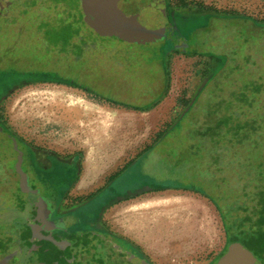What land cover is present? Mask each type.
I'll use <instances>...</instances> for the list:
<instances>
[{"label": "rangeland", "instance_id": "obj_1", "mask_svg": "<svg viewBox=\"0 0 264 264\" xmlns=\"http://www.w3.org/2000/svg\"><path fill=\"white\" fill-rule=\"evenodd\" d=\"M57 1L18 0L10 7L9 16L0 13V77H4L0 79V99L10 87L18 86L14 77L26 73L48 78L58 75L61 81H73L97 99L127 101L138 108L149 103L145 96L149 87L157 90L150 95L152 99L157 100L161 92L167 94L165 107L172 110L169 116L168 110L163 115L161 112L164 125L158 127V134L166 123L171 128L151 153L146 152L130 164L113 181L112 189L102 194L121 195L142 186L172 185L181 178L186 187L195 190L145 193L122 202L109 210L106 225L135 244L151 264H212L226 247L227 233L235 244L244 250L246 247L254 258L264 262V218L258 217V224H246L244 216H236L237 211L241 213L237 203L245 207V175L258 173L264 165V0H171L184 3L190 11L201 7L210 17L225 16L230 19L226 28L239 32L227 53L231 59L238 58L236 62L224 61L220 66L200 70L195 64L207 61L206 57L175 53L167 59V68H163L159 42L136 45L97 36L84 21L80 0L69 1L74 2L76 9L71 14L75 13L80 23L73 24L71 18L60 20L67 15L69 4L60 0L58 5L54 3ZM60 21L69 24L70 29H66L73 36L66 44L57 38ZM153 64L158 65L150 69ZM204 71L209 72L197 88ZM135 75L138 85H131ZM191 96L188 110L179 116ZM85 99L83 92L65 85L28 84L16 87L0 103V117L27 140L57 152H83L84 135L81 126L73 124L77 117L70 107L72 103L87 104ZM137 116L140 127L131 136L138 139L139 151L157 136L158 129L151 130L148 115ZM125 139L123 135L122 143ZM212 154L218 161L215 169L208 170L209 180L203 177L207 176L208 157ZM8 184L0 178V188ZM229 187H233V192H228ZM212 189L218 192L204 195ZM179 200L193 203L190 206L198 209L196 213L176 214L189 221V227L193 225L186 238L179 239V232L171 234L169 228L172 240H150L145 228L153 225L151 211L155 208L162 215L165 203ZM9 204L7 198H0V217ZM137 220L143 221L145 228L132 227ZM176 225L181 227L179 220ZM10 231L14 237V231ZM14 250L18 251L15 247ZM17 256L24 257L19 251ZM42 258L41 264H45L48 258ZM122 258L119 256V260ZM25 261L32 264L26 258ZM61 264H81V260L65 255Z\"/></svg>", "mask_w": 264, "mask_h": 264}, {"label": "flooded vegetation", "instance_id": "obj_2", "mask_svg": "<svg viewBox=\"0 0 264 264\" xmlns=\"http://www.w3.org/2000/svg\"><path fill=\"white\" fill-rule=\"evenodd\" d=\"M17 1L0 0V6L5 9L2 12L3 17L9 16L10 7ZM112 3L120 21L129 20L134 33L155 37L151 42L130 44L146 45L159 42V50L163 53L160 62L164 65L163 68H167L169 56L179 52L206 57L207 61L195 64L198 70L200 67L211 69L220 66L224 61L229 64L238 60L227 56L233 47L232 41L239 32L226 28L230 19L225 16L210 17L201 7L190 11L184 3L171 0H112ZM156 65L153 64L150 69ZM208 72L204 71L197 88ZM46 76L28 74L19 82L24 80L27 84H37L57 83L61 80L58 75L49 78ZM132 79L135 80L130 84L138 85L137 75ZM15 88V85L10 87L1 97L0 103ZM139 92L138 89L137 94ZM193 96L183 105L179 116L186 108L188 110ZM118 103L132 106L127 101ZM170 128L171 126L165 128L161 135ZM211 141L213 142L212 139ZM208 158L210 162L207 163V176L203 178L210 180L208 170L215 169L214 164L217 163L218 157L212 154ZM81 162L82 155L79 153L59 154L23 138L0 117V178L11 184L0 188V198L10 201L9 207L5 208L6 212L0 217V226L15 233V241L6 243L5 251L11 252L14 247L18 249L24 257H19L17 264H26L25 258L32 264H41L42 255L48 258L46 263L49 264H61L65 255L80 259L81 264H151L135 244L111 231L103 219L104 213L110 207L137 198L144 190L126 191L121 195L113 192L103 195L104 190L89 196L71 195V187L79 176ZM261 166L263 169L258 173L245 175V207L237 203L241 213L238 214L237 211L236 216H244L246 224H258V219L264 218V165ZM216 167L218 169V166ZM167 187L184 191L195 190L186 187L182 178ZM232 190L233 187H229L228 192L231 193ZM217 192L212 189V192L205 191L204 195L212 196ZM231 217L235 220L234 214ZM227 237L226 247L217 258L218 261L231 247L237 245L228 233ZM46 245H49V248ZM245 249L254 256L253 252L246 247ZM119 256H123L122 260H119ZM255 259L264 264L260 258ZM217 260L212 264H217Z\"/></svg>", "mask_w": 264, "mask_h": 264}, {"label": "crops", "instance_id": "obj_3", "mask_svg": "<svg viewBox=\"0 0 264 264\" xmlns=\"http://www.w3.org/2000/svg\"><path fill=\"white\" fill-rule=\"evenodd\" d=\"M80 8H81V3H80ZM81 12H82V8H81ZM164 82H165L164 83L165 86L167 79H165ZM67 83L68 84H65V86L71 89L79 90L83 92L84 95L86 96L85 101L87 102V104L78 105L72 103V107H70L72 108L70 111L72 115H75V117H77L76 121L73 124L80 125L81 126L80 132L84 135V139L82 143L84 147V151L62 153V152H57L55 149L52 148L50 149L56 151L59 154L71 155L74 153H79L82 155L80 173L79 176L77 177V180L71 187L72 188L70 193L71 195L89 196L96 193L97 191L112 189L113 181L117 177H119L130 164H132L142 155H146L147 154L146 152L151 153L152 151L151 149L153 148V146L164 136L161 135L163 131H161V133L158 134L159 133L158 127L164 125L163 120H161L162 119L161 112L163 115L165 110H168L167 116H169L170 111L172 110L170 109L169 111V108H167L168 106L165 107L166 106L165 104L168 102L167 100L168 98L166 97L167 94H165L164 96L163 92H161L159 98L155 100L150 98V95L157 92V90L154 89V87L147 88L145 90L147 91L145 92V96H146V100L147 97H149V103L147 104L146 107L143 108H138L136 106L127 107L124 106L122 103H118L114 101H105V100L102 101V99H97L93 97L90 92H88L86 89L82 88L73 81L69 80L67 81ZM104 102H106L107 105H105ZM137 113L148 115L150 117V119L148 120V124L151 127V130L157 131L158 129L156 133L157 136L151 139V141H149L147 145L145 147H142L139 151H138V146H139L138 139L136 137L133 138L131 136V135L134 136L135 132L138 131L140 127V120L139 117L137 116ZM115 114L121 116L123 115L128 116L129 118H131L133 123L124 124L121 128H119L120 132L118 133L119 135L115 141L114 138L111 137L110 138L111 140L108 143L102 144L100 146L94 144L93 138L97 136L99 132H101V130L103 129L102 125L107 123L112 124L110 117ZM169 125L170 124L166 123L164 128H167ZM123 135L126 136L127 138L124 140L125 141L124 143H122L121 141ZM88 157L92 158L91 169H93V171L91 175H89L86 179L85 161ZM169 185H171V182L157 187L142 186L138 189L144 190L141 195L145 193H165L168 191H175V189H170V187H167ZM130 200L132 199H128L122 202H127ZM116 205L110 207L104 213L103 219L105 224L107 222V215H108L107 213L109 212L110 209H112ZM18 259L19 257L15 259V262H13V264H17Z\"/></svg>", "mask_w": 264, "mask_h": 264}, {"label": "water", "instance_id": "obj_4", "mask_svg": "<svg viewBox=\"0 0 264 264\" xmlns=\"http://www.w3.org/2000/svg\"><path fill=\"white\" fill-rule=\"evenodd\" d=\"M85 23L101 37L115 36L128 42H149L155 37L152 35H139L132 31L129 20H121L115 13L112 0H80ZM0 6V13L5 9ZM16 87L28 85L20 81ZM16 89V88H15ZM3 215V214H2ZM9 233V236L7 235ZM11 235V236H10ZM0 264H13L16 259V251L6 252L4 246L13 242V236L9 229L0 226ZM1 253H4L1 255ZM217 264H260L248 251L239 245L231 247L217 262Z\"/></svg>", "mask_w": 264, "mask_h": 264}, {"label": "bare ground", "instance_id": "obj_5", "mask_svg": "<svg viewBox=\"0 0 264 264\" xmlns=\"http://www.w3.org/2000/svg\"><path fill=\"white\" fill-rule=\"evenodd\" d=\"M110 119L112 121V124L107 123V124L102 125L103 129L101 130V132H99V134L93 138L94 144L100 146L102 144L108 143L111 140L110 139L111 137H113L114 141H115L119 135L118 133L120 132L119 128H121L124 124H131L132 123L131 118H129L128 116H124V115L121 116V115L115 114V115L111 116ZM91 167H92V158L88 157L85 161V178L86 179L89 175H91V173L93 171V169H91ZM192 204L191 203L188 204L187 201L182 202V200H179V202L174 201V202L165 203L163 205V210L161 211L162 215H160L158 213V210H156L155 208L151 211L150 219L153 223L152 226L145 228L143 226V221L137 220L132 225V227L142 228V229L145 228V233L148 237H150V240H156V241L162 240L163 243L164 242L167 243L168 241L172 240L173 236L171 234H174V232H179V235H178L179 239H180V237H181V239L182 238L185 239L187 236V233L190 232L188 229H190L193 225L191 227H189L190 225H188V224H190V222L181 220L178 217L179 215L176 216V214H178L180 212L183 213L184 211H191V212L193 211L196 213L198 211V209L195 207V205L190 206ZM165 214H167L169 216H164ZM178 220L180 221V225H181L180 228H178L179 226L176 225V222ZM169 228L172 229V230H170L171 234H169L170 233L168 231ZM164 239H165V241H164Z\"/></svg>", "mask_w": 264, "mask_h": 264}, {"label": "trees", "instance_id": "obj_6", "mask_svg": "<svg viewBox=\"0 0 264 264\" xmlns=\"http://www.w3.org/2000/svg\"><path fill=\"white\" fill-rule=\"evenodd\" d=\"M59 1L60 0H58L57 2H54V3L60 5L62 1L61 2H59ZM65 1L67 2V4H69L70 3L69 1H72V0H64L63 2H65ZM67 10H69V11H66L67 15L65 17L61 18L60 20L64 21L65 18H67L68 20L71 18L73 24L80 23L77 15L75 13L71 14L74 11L76 12L74 2H71V4L68 5V9ZM59 23L60 24L57 26V30H56V31H58L57 38H58L59 43H61L63 41H66L65 42V44H66L67 41L69 39H71L73 36L70 34L71 30H67L66 29V28H69V24H62L63 23L62 21H60ZM26 74L28 75V74H35V73H26ZM23 76H25V74L22 75V76H16L14 78L16 79V82H18ZM2 78H4V77H0L1 80H2ZM57 84H64L65 85V84H68V83H67V81H61L60 80V81L57 82Z\"/></svg>", "mask_w": 264, "mask_h": 264}]
</instances>
